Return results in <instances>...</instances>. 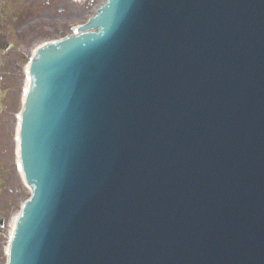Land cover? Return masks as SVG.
Returning a JSON list of instances; mask_svg holds the SVG:
<instances>
[{"label":"water","instance_id":"water-1","mask_svg":"<svg viewBox=\"0 0 264 264\" xmlns=\"http://www.w3.org/2000/svg\"><path fill=\"white\" fill-rule=\"evenodd\" d=\"M40 50L9 264H264V0H108Z\"/></svg>","mask_w":264,"mask_h":264},{"label":"rangeland","instance_id":"rangeland-1","mask_svg":"<svg viewBox=\"0 0 264 264\" xmlns=\"http://www.w3.org/2000/svg\"><path fill=\"white\" fill-rule=\"evenodd\" d=\"M101 1L5 0L0 9L5 16L0 21V264L6 261L10 220L29 197L15 163V128L26 80L25 64L41 44L71 34ZM6 44L8 50L2 51Z\"/></svg>","mask_w":264,"mask_h":264},{"label":"bare ground","instance_id":"bare-ground-1","mask_svg":"<svg viewBox=\"0 0 264 264\" xmlns=\"http://www.w3.org/2000/svg\"><path fill=\"white\" fill-rule=\"evenodd\" d=\"M35 51H36V50H35ZM35 51H34L33 54H32L33 56H34ZM25 71L27 72V66H26V68H25ZM28 85H29V76H28V77L26 78V80H25L24 89H23L24 93H23V96H22V101L24 100L25 93H26V91H27ZM17 119H18V121H19V114H18V118H17ZM17 132H18V123H17L16 130H15V140H16V143H17V138H18V137H17ZM16 163H17V165L19 166V160H18V158H16ZM20 175H21V172H20ZM21 177H22V175H21ZM17 217H18V213L15 214V215L13 216V218L11 219V221H10L9 229H8V232H7L8 240L12 237V234H13V228H14V226H15V222H16ZM8 245H9V242H8V244L4 247V254H5V255L8 254Z\"/></svg>","mask_w":264,"mask_h":264}]
</instances>
